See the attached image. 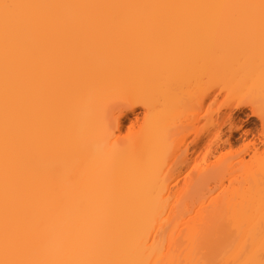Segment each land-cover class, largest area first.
I'll return each instance as SVG.
<instances>
[{
  "label": "bare ground",
  "instance_id": "1",
  "mask_svg": "<svg viewBox=\"0 0 264 264\" xmlns=\"http://www.w3.org/2000/svg\"><path fill=\"white\" fill-rule=\"evenodd\" d=\"M0 264H264V0H0Z\"/></svg>",
  "mask_w": 264,
  "mask_h": 264
},
{
  "label": "rangeland",
  "instance_id": "2",
  "mask_svg": "<svg viewBox=\"0 0 264 264\" xmlns=\"http://www.w3.org/2000/svg\"><path fill=\"white\" fill-rule=\"evenodd\" d=\"M225 92H223L222 94L218 95V98H216V101L214 103H212V111L213 112H223L225 111L227 108H224L225 106L224 104V99H225ZM247 106V107H246ZM250 109V104L247 103L246 105L240 107V109H235V111H233V121L236 125H238L240 127V131L241 130H252L254 133H256V130L258 129V126L260 124V121L251 113V109ZM251 113V115H250ZM256 126V127H255ZM255 128V129H254ZM238 130V132H240ZM238 134L236 133V136Z\"/></svg>",
  "mask_w": 264,
  "mask_h": 264
}]
</instances>
